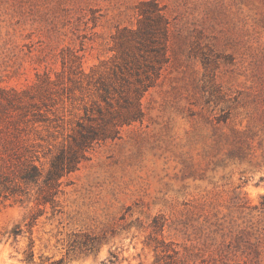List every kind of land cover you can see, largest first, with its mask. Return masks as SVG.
<instances>
[{"label": "rangeland", "instance_id": "1", "mask_svg": "<svg viewBox=\"0 0 264 264\" xmlns=\"http://www.w3.org/2000/svg\"><path fill=\"white\" fill-rule=\"evenodd\" d=\"M1 88L113 136L0 198V264H264V0H0Z\"/></svg>", "mask_w": 264, "mask_h": 264}, {"label": "trees", "instance_id": "2", "mask_svg": "<svg viewBox=\"0 0 264 264\" xmlns=\"http://www.w3.org/2000/svg\"><path fill=\"white\" fill-rule=\"evenodd\" d=\"M104 92V101L109 104V88ZM42 96L38 105L28 91L0 89V198L3 202L54 205L64 180L78 170L87 153L97 143L113 136V131L101 126L80 125L81 131L72 141L66 138L49 141L43 132H49L53 121L47 114L49 110H43L47 104ZM140 97L141 91L136 90L138 105ZM125 102L133 104L129 97ZM20 234L21 230L16 227L9 236L16 241ZM32 258L30 252L27 259Z\"/></svg>", "mask_w": 264, "mask_h": 264}]
</instances>
